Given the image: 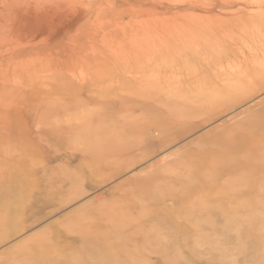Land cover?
<instances>
[{
    "label": "rangeland",
    "instance_id": "1",
    "mask_svg": "<svg viewBox=\"0 0 264 264\" xmlns=\"http://www.w3.org/2000/svg\"><path fill=\"white\" fill-rule=\"evenodd\" d=\"M262 31L264 0H0V264H264V149L214 147Z\"/></svg>",
    "mask_w": 264,
    "mask_h": 264
},
{
    "label": "bare ground",
    "instance_id": "2",
    "mask_svg": "<svg viewBox=\"0 0 264 264\" xmlns=\"http://www.w3.org/2000/svg\"><path fill=\"white\" fill-rule=\"evenodd\" d=\"M258 3H259V0H258ZM251 4H252V2H251ZM253 5H255V4H253ZM258 9L259 8H257V10ZM260 10H262V9H260ZM249 11H250V9H249ZM262 33H263V31H262ZM260 35L262 37V34H260ZM262 38H264V37H262ZM214 147L217 148V151L220 154V156L217 158H222L223 161H226L227 159L228 160L231 159L230 161H226V163H234V165L236 163H239L243 157L247 158L248 152L253 153V152L263 151V149H264V105L259 110L257 109V111L251 113L249 116L246 117L245 120L239 122L234 127H230L228 129H226L224 134L220 135L219 137H217L214 140ZM239 157L241 159H239ZM201 163H203V162H201ZM224 164H225L224 162L222 163L221 161L214 159L209 163L207 171L210 168H212L213 171H215V170L217 171ZM194 172H195V174H194ZM190 174H191V177L194 174L195 179L201 181L205 176V168L203 169L202 173H199V171H193L192 170ZM158 178L159 177L153 176L150 179L143 181V182L151 187L154 183L159 182ZM181 182L182 181H180V183ZM20 184H22V183H20ZM160 184H161V182H160ZM156 197H159V196H156ZM165 197L166 196H164V197L160 196V199L162 198V200H163V198H165ZM199 212H202L201 217L202 216H204V217H202L200 220L196 221V223H197V226L199 225L198 228L201 231L200 233L203 234V232H205V206ZM234 222L235 221H233V223ZM183 223H185L187 226L186 221ZM237 224H238V222H237ZM90 256H91V254H90Z\"/></svg>",
    "mask_w": 264,
    "mask_h": 264
}]
</instances>
